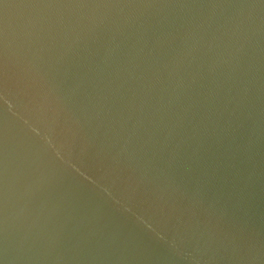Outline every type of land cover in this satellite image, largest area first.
<instances>
[{"label":"water","instance_id":"1","mask_svg":"<svg viewBox=\"0 0 264 264\" xmlns=\"http://www.w3.org/2000/svg\"><path fill=\"white\" fill-rule=\"evenodd\" d=\"M0 264H264V0H0Z\"/></svg>","mask_w":264,"mask_h":264}]
</instances>
